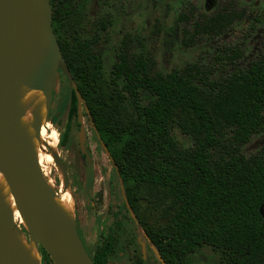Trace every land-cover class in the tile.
<instances>
[{"label": "trees", "instance_id": "obj_1", "mask_svg": "<svg viewBox=\"0 0 264 264\" xmlns=\"http://www.w3.org/2000/svg\"><path fill=\"white\" fill-rule=\"evenodd\" d=\"M73 1H59L52 27L127 202L135 213L141 201L159 211L163 224L158 229L140 220L148 241L166 264H186V256L202 245L220 251V264H264V147L249 156L242 152L264 129V60L214 80L197 63L162 74L150 57L130 60L124 50L109 79L90 42L58 35ZM237 16L228 9L215 12L196 22L190 35L216 36ZM232 55L241 53L233 49ZM140 88L151 94L143 104ZM73 118L77 99L72 89L61 146ZM173 122L190 135L191 147L178 146L170 131ZM217 149L221 153L215 156ZM122 228L116 218L95 249L94 264H109ZM39 251L44 249L39 246Z\"/></svg>", "mask_w": 264, "mask_h": 264}, {"label": "rangeland", "instance_id": "obj_2", "mask_svg": "<svg viewBox=\"0 0 264 264\" xmlns=\"http://www.w3.org/2000/svg\"><path fill=\"white\" fill-rule=\"evenodd\" d=\"M49 1L53 12L60 0ZM73 3L71 15L57 26L58 35L63 40L76 37L90 42L92 52L102 59L103 75L109 79L119 53L124 50L130 60L138 55L150 57L155 63L154 69L162 74L197 63L214 80H223L234 69H246L253 62L264 60V0H74ZM189 6H193L192 11ZM224 9L238 16L223 32L216 36L190 35L196 22ZM180 14L187 15L188 19H181ZM233 49L241 53L240 57L234 58ZM72 89L71 82L59 71L46 122L49 132L56 130L58 143L56 150L46 146L44 151L51 154L52 160L45 161L41 168L49 180L50 190L59 195L60 185L68 186L75 201L72 219L91 257L113 221L119 218L123 228L109 264H160V255L146 238L140 223L141 220L158 229L163 224L159 211L141 201L135 213L127 202L124 187L83 105L84 152L79 148L76 118L72 119L66 144L60 145ZM150 98L151 94L140 88V104ZM170 131L178 146L193 145L190 135L177 123L171 124ZM261 147H264V129L242 146V152L249 156ZM220 153L219 149L214 152L215 156ZM15 224L32 245L24 226ZM38 253V264H54L45 251ZM220 261V251L208 245L198 247L185 258L186 264H220Z\"/></svg>", "mask_w": 264, "mask_h": 264}, {"label": "water", "instance_id": "obj_3", "mask_svg": "<svg viewBox=\"0 0 264 264\" xmlns=\"http://www.w3.org/2000/svg\"><path fill=\"white\" fill-rule=\"evenodd\" d=\"M59 71L71 82L77 99L79 148L84 152V100L54 33L50 1L0 0V173L24 220L29 240L38 251L41 246L54 264H94L73 219L52 201L54 194L28 137L18 125L22 115L17 106L20 87L41 90L47 112ZM32 127L39 136L37 117ZM260 211L264 217V202ZM15 230H18L15 221L0 199V264H38L13 241ZM158 259L160 264H166L162 257Z\"/></svg>", "mask_w": 264, "mask_h": 264}, {"label": "bare ground", "instance_id": "obj_4", "mask_svg": "<svg viewBox=\"0 0 264 264\" xmlns=\"http://www.w3.org/2000/svg\"><path fill=\"white\" fill-rule=\"evenodd\" d=\"M18 108L21 110V118L18 121V125L23 129L24 134L28 137L30 145L33 148L36 159L40 165V168L44 167L45 161H51L52 156L44 151L46 146L56 150L58 143V134L56 130L48 131L50 128L47 125V112L45 109V99L41 90L30 89L25 85H22L19 89L18 95ZM37 117L40 121V133L39 136L34 134L32 127L34 118ZM53 155V154H52ZM54 156V155H53ZM46 178V177H45ZM49 185V180L46 178ZM59 195L52 196V201L58 207V209L67 217L73 218L75 210V201L69 191V188L65 184L60 185ZM53 194V193H52ZM0 199L7 212L12 216V219L25 226L24 220L14 202V199L10 193L8 185L0 173ZM15 230L12 235L13 241H15L28 255V257L36 263H39L40 256L38 248L31 240L29 242L25 239L24 235Z\"/></svg>", "mask_w": 264, "mask_h": 264}, {"label": "flooded vegetation", "instance_id": "obj_5", "mask_svg": "<svg viewBox=\"0 0 264 264\" xmlns=\"http://www.w3.org/2000/svg\"><path fill=\"white\" fill-rule=\"evenodd\" d=\"M79 124V123H78ZM79 126H80V124H79Z\"/></svg>", "mask_w": 264, "mask_h": 264}]
</instances>
